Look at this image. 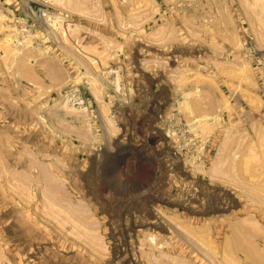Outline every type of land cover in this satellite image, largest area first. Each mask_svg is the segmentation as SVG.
Wrapping results in <instances>:
<instances>
[{
    "label": "rangeland",
    "instance_id": "rangeland-1",
    "mask_svg": "<svg viewBox=\"0 0 264 264\" xmlns=\"http://www.w3.org/2000/svg\"><path fill=\"white\" fill-rule=\"evenodd\" d=\"M44 1L0 0V264H264V2L48 0L16 49Z\"/></svg>",
    "mask_w": 264,
    "mask_h": 264
},
{
    "label": "built area",
    "instance_id": "built-area-1",
    "mask_svg": "<svg viewBox=\"0 0 264 264\" xmlns=\"http://www.w3.org/2000/svg\"><path fill=\"white\" fill-rule=\"evenodd\" d=\"M48 0L44 1V4L34 8L27 7L23 12L22 19H15L11 23L10 31L8 35L16 43L18 47H25L32 43L31 28L33 25L41 28L42 30L54 28L58 23L55 16H53L48 8ZM73 103V102H72ZM75 106H81L84 104L83 98L74 94Z\"/></svg>",
    "mask_w": 264,
    "mask_h": 264
},
{
    "label": "bare ground",
    "instance_id": "bare-ground-1",
    "mask_svg": "<svg viewBox=\"0 0 264 264\" xmlns=\"http://www.w3.org/2000/svg\"><path fill=\"white\" fill-rule=\"evenodd\" d=\"M260 2H264V0H256V2L255 3H260ZM9 38V40L12 42V45L16 48V49H24L25 47H27V46H25V47H18L17 45H16V43L15 42H13V40L10 38V36H8ZM7 44V43H6ZM6 44H3V45H5V47L3 48L4 50L5 49H7L6 47ZM8 45V44H7ZM30 45V44H29ZM3 47V46H2ZM70 102L72 103H74V94L73 95H71L70 96ZM184 109H187V111L189 110L188 109V107H186L185 108V106H184ZM189 114V113H188ZM212 116V115H211ZM200 122V121H199ZM224 155V154H223ZM220 159V158H219ZM44 165V164H43ZM27 170V169H26ZM215 170V169H214ZM213 170V171H214ZM29 171V170H28ZM220 173V172H219ZM223 175V174H222ZM220 176V175H219ZM34 177V176H33ZM5 178V177H4ZM51 183V182H50ZM187 183V182H186ZM169 186V185H168ZM188 186V185H187ZM190 186V185H189ZM43 187V186H42ZM174 187L177 189V195H188V191H186L187 189H188V187L186 188V185H185V183H181V182H175V185H174ZM169 189V188H168ZM175 190V189H174ZM201 192V191H200ZM199 193V192H198ZM203 194V193H202ZM194 195H196V194H194ZM184 197V196H183ZM196 197V196H195ZM197 198V197H196ZM200 198H202V197H200ZM189 199V198H188ZM203 200V199H202ZM200 201V200H199ZM183 202V201H182ZM201 202H203V201H201ZM9 204V203H8ZM25 205V204H24ZM196 205V204H195ZM199 205V204H198ZM193 206V205H192ZM195 208H196V206H195ZM203 208V207H202ZM17 209V208H16ZM200 210V209H199ZM207 210V209H206ZM18 211V210H17ZM20 213V212H19ZM15 214V213H14ZM6 215V214H5ZM17 217H18V215H17ZM13 218V217H12ZM20 219V218H19ZM13 220V219H12ZM15 221V220H14ZM220 222V221H219ZM22 223V222H21ZM31 224V223H30ZM219 224H221V223H219ZM2 225V224H1ZM33 225V224H32ZM3 227V226H2ZM26 228H27V226H25ZM219 227V226H218ZM11 228V227H10ZM230 228V227H229ZM17 230H19V228L17 229ZM257 230V229H256ZM209 232V231H208ZM216 232L217 233H219V228H217L216 229ZM21 233L23 234V235H26L25 233H26V230L23 228V229H21ZM34 235V234H33ZM27 236V235H26ZM37 239H39L40 240V243H38V242H36L38 245H41L43 242V237H41V236H37ZM39 240H37V241H39ZM22 243H20V245H19V247H21V249H22V251H21V254H23V257H24V261L25 260H27L28 258H26L25 256H28V253H30L31 251H32V248H31V245L29 244V242H27V239H22V241H21ZM15 244V243H14ZM10 246V245H9ZM243 245H242V243H240V241H238V243H237V250H238V252H239V249H244L243 247H242ZM39 247V246H38ZM234 247V246H233ZM7 249L9 250V247H7ZM20 249V250H21ZM253 249V248H252ZM60 251V250H59ZM233 251V249H232V247L231 246H227L226 247V250L224 251V253L226 254V255H232V252ZM244 251L246 252L247 250L246 249H244ZM54 252V251H53ZM258 252V251H257ZM49 254H50V251H49ZM246 254H247V252H246ZM254 254V253H253ZM61 255V254H60ZM79 255V254H78ZM50 256V255H49ZM75 256H76V254H75ZM251 256V255H250ZM36 257H37V255H36ZM263 257V256H262ZM76 259V258H75ZM253 259V258H252ZM255 259V258H254ZM253 259V260H254ZM62 261V260H61ZM64 261V260H63ZM84 261V260H83ZM259 262V261H258ZM87 263V262H86ZM12 264H15V263H13V261H12ZM18 264H20V263H18ZM76 264V263H75ZM88 264V263H87ZM96 264V263H95Z\"/></svg>",
    "mask_w": 264,
    "mask_h": 264
}]
</instances>
